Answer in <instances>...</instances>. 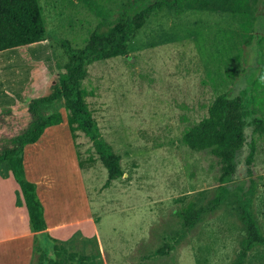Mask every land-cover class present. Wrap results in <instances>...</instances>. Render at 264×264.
<instances>
[{
  "label": "rangeland",
  "instance_id": "rangeland-1",
  "mask_svg": "<svg viewBox=\"0 0 264 264\" xmlns=\"http://www.w3.org/2000/svg\"><path fill=\"white\" fill-rule=\"evenodd\" d=\"M96 1L118 10L128 0ZM39 2L49 39L0 51V93L10 85L23 95L15 116L0 126V148L31 123L28 102L51 92L66 73L54 39L83 47L102 21L84 0ZM181 4L182 11L153 13L127 54L95 61L83 80L92 115L122 157V177L108 181L90 138L79 129L72 136L65 108L63 122L26 147V177L38 184L49 218L93 214L97 228V235L78 231L58 241L38 236L33 264H234L247 234L246 211L264 234V137L254 131V118L264 116V0ZM222 93L242 95L252 111L229 177L222 157L184 140ZM7 171L5 161L0 172ZM11 178L20 202V185ZM6 183H0V234L13 226V183ZM190 205L200 210L193 226L180 214ZM243 264H264V244L250 249Z\"/></svg>",
  "mask_w": 264,
  "mask_h": 264
},
{
  "label": "trees",
  "instance_id": "trees-1",
  "mask_svg": "<svg viewBox=\"0 0 264 264\" xmlns=\"http://www.w3.org/2000/svg\"><path fill=\"white\" fill-rule=\"evenodd\" d=\"M84 2L102 18L101 23L94 29L83 47H74L68 39H54V44L61 48L66 56V73L53 85L51 92L32 98L28 102L31 123L24 131L11 138L10 145H3L0 148V165L7 161L9 169L19 183L28 210L30 227L35 233L45 231L47 223L44 205L37 193V184L26 177L25 147L37 142L46 128L62 123L63 115L60 109L65 108L72 136L74 131L79 129L90 138L107 169L108 181L122 177L124 174L122 157L103 136L98 122L92 115L85 100L83 80L88 74L89 65L95 61L127 54L129 42L153 13L165 9L176 11L183 9L181 0H128L118 10L107 8L96 0ZM253 37L255 34L251 35L247 42L250 43ZM48 39V30L39 0H0V51ZM262 41L263 38L260 37V42ZM54 106L56 111L53 113L46 114L41 111L42 107L49 109ZM251 113L242 95L222 93L210 104L208 116L185 133L184 140L192 150L211 149L222 157L226 161L225 175L229 177L234 170L233 158L245 143V119ZM14 116L12 108L4 106L0 110V126L4 125L6 118ZM254 124V131L264 137V116H256ZM255 150L256 144L253 142L247 157L249 166L253 162ZM180 214L188 225L193 226L197 222L200 210L190 205ZM243 217L247 234L239 258L234 264H243L250 249L264 244V234L257 220L248 211ZM50 238L58 241L56 238ZM34 241L35 250L36 237ZM37 264H43V261L40 260Z\"/></svg>",
  "mask_w": 264,
  "mask_h": 264
},
{
  "label": "crops",
  "instance_id": "crops-1",
  "mask_svg": "<svg viewBox=\"0 0 264 264\" xmlns=\"http://www.w3.org/2000/svg\"><path fill=\"white\" fill-rule=\"evenodd\" d=\"M10 50L11 49L9 50L7 49L3 51H10ZM26 80L27 78H23L24 82ZM7 87L9 88L8 90L6 89L4 92L1 91L0 93V106L1 107L9 106L13 109L20 101V98L21 97L23 98V95L22 93H20V95H17L15 93L16 92L15 89H17L14 88L15 86L7 85ZM12 88L13 91L10 90ZM26 147H25V151H26ZM75 163H77L78 171H80V166L78 164V161ZM25 171H26V167H25ZM11 174L12 172L10 169L6 173L0 172V183L3 182V185L7 184L6 182L13 183V184H8L10 187L13 186V189L10 190V198L13 208L11 222L13 226L10 227L8 234H0V264H32L33 255H34V242H35L34 239L35 237L38 238V236L45 235L49 238L52 237L58 240H65L78 231L81 232L85 237L91 236L93 234L97 235V228L95 226L96 218L93 217V214L84 217H79L77 219H67L68 217L65 216L61 218H58L56 216H51L52 219H50L49 218L50 214H48V210L45 205L46 203L40 197V191L38 192V184L36 182L35 183L37 184L38 196L44 205V216L47 223V229L42 232H36V233L33 232L30 227L27 207L22 199L20 202H18L19 194L17 192V184H15L16 182L13 180V178H11ZM77 203L81 204L87 209H89L88 207L91 208L90 201L81 203L79 200H77ZM91 228L93 230V233L90 231Z\"/></svg>",
  "mask_w": 264,
  "mask_h": 264
}]
</instances>
